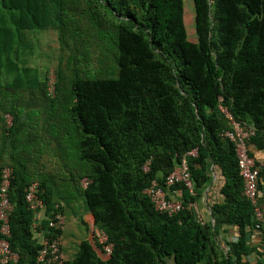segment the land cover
Wrapping results in <instances>:
<instances>
[{"label":"trees","instance_id":"trees-1","mask_svg":"<svg viewBox=\"0 0 264 264\" xmlns=\"http://www.w3.org/2000/svg\"><path fill=\"white\" fill-rule=\"evenodd\" d=\"M193 2L195 41L185 0H0V170L12 169V264H40L41 239L64 241L70 217L91 233L64 264H246L254 211L220 106L256 129L258 162L264 0ZM194 149L195 194L177 184L171 192L182 191L184 209L157 211L144 190L153 180L163 186ZM213 174L204 221L193 204ZM33 183L37 220L26 202ZM58 214L65 223L50 227ZM233 228L235 243L224 236Z\"/></svg>","mask_w":264,"mask_h":264},{"label":"built area","instance_id":"built-area-1","mask_svg":"<svg viewBox=\"0 0 264 264\" xmlns=\"http://www.w3.org/2000/svg\"><path fill=\"white\" fill-rule=\"evenodd\" d=\"M53 78V77H52ZM222 101V100H221ZM221 111L229 120L230 129L227 130L223 137L233 143L238 160L239 174L243 180V196L253 206L255 227L254 231L261 232L264 224V208L259 206V182L262 169H264V152L263 157L258 162L250 156V141L256 135V129L252 125L236 120L225 108L220 106ZM7 121L11 124L10 116ZM198 155L197 149L187 152L182 158L179 165L166 176L164 185L153 180L145 190L144 194L150 199L155 209L159 212L173 216L184 209L181 200H173L169 197L171 188L175 185H182L191 195H194V182L190 173L188 159ZM150 169V161H147L143 167L144 172ZM12 179V169L6 168L0 170V264H12L18 261V255L12 251L10 246L11 227L10 217L14 212V205L10 201V185ZM88 181H84L86 187ZM39 185L31 184L26 188V202L29 208L35 214V220L39 218V209L42 202L38 197ZM194 206V204H193ZM56 221H50V227L59 228L65 223V217L58 214ZM36 227V226H35ZM63 229L62 227H60ZM98 242L103 246L107 253H111L113 245L108 242V236L100 230H97ZM42 249L38 257L40 264H64L66 257L61 246L63 244L62 236H58L52 241L41 239Z\"/></svg>","mask_w":264,"mask_h":264},{"label":"crops","instance_id":"crops-1","mask_svg":"<svg viewBox=\"0 0 264 264\" xmlns=\"http://www.w3.org/2000/svg\"><path fill=\"white\" fill-rule=\"evenodd\" d=\"M257 158L262 159L263 157V153H256ZM216 182V174H213V182L208 186V188L206 189L205 195L204 197L199 200L200 202L204 203V210L205 213H200L198 211V206L199 203L196 202L194 204V208L197 211L198 215L201 217L202 220L204 221H208L211 219L210 217V210L207 206V201H208V196H209V191L213 190L215 183ZM182 196V191L180 189H175L172 192H169V197L173 200H180ZM217 197V194H215L214 198ZM259 206L264 208V171H262L261 175H260V182H259ZM67 229V227L65 228V230ZM64 230V241H63V251H64V255L66 257V260L71 259V257L74 255L76 249H77V245L80 243V240H76L78 237L77 235H79L78 230H75L77 235H71L70 237H68L65 233ZM262 231L264 232V224L262 226ZM262 231L261 232H257V231H252V234L250 235V241H251V252L248 255V257L246 258L245 262L246 264H260L264 262V245L262 243ZM224 236L228 237V241H231L232 243L237 242L238 240V231L236 229H230L228 232L224 233ZM85 237V236H84ZM79 239V238H78Z\"/></svg>","mask_w":264,"mask_h":264},{"label":"rangeland","instance_id":"rangeland-1","mask_svg":"<svg viewBox=\"0 0 264 264\" xmlns=\"http://www.w3.org/2000/svg\"><path fill=\"white\" fill-rule=\"evenodd\" d=\"M185 24H186V27H187V30L189 31L190 33V39L195 41L196 37L193 35L194 33V30H195V24H194V19H195V11H194V2L193 0H185ZM53 37H54V34L52 33L51 34V38L49 37L48 38V41L50 43H53V46L54 47V40H53ZM50 45V44H49ZM54 68V67H52ZM51 78L54 76V72H53V69H51ZM202 201V200H201ZM200 202V201H199ZM198 202V203H199ZM77 208H79L78 210V213L77 214H84V208L81 209V207L77 205ZM204 203L203 202H200L199 203V206H198V211L202 214V213H207L205 212L204 210ZM69 214L71 215V212H69ZM201 216V215H200ZM69 218V217H68ZM68 220V219H67ZM69 223L67 225V229L65 230V233L68 237H70L71 235H77L75 230H78V234L76 240H83L84 236H88L89 237V231L85 230V228L80 225L78 226V220H74L72 217L69 218ZM67 223V222H66ZM73 258V256L71 257V259Z\"/></svg>","mask_w":264,"mask_h":264}]
</instances>
